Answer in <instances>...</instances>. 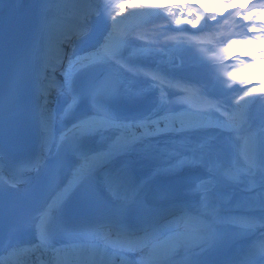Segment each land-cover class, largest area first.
I'll list each match as a JSON object with an SVG mask.
<instances>
[{
    "label": "snow or ice",
    "instance_id": "1",
    "mask_svg": "<svg viewBox=\"0 0 264 264\" xmlns=\"http://www.w3.org/2000/svg\"><path fill=\"white\" fill-rule=\"evenodd\" d=\"M126 3H130L131 5L147 6V7H151V8L162 9V8H168V7H179L181 4L184 3V0H180L179 3H174L173 0H126ZM239 3L241 4L242 8L246 7V6H251L249 3V0H239ZM262 3H264V0H262ZM202 6L207 7L206 5H202ZM123 11H124V8L122 7L121 12H123ZM236 14L239 15V12H237ZM220 15L223 16V14H220ZM251 15H252V13L249 12V15L244 17V19L245 20L249 19ZM259 19L264 20V16L259 17ZM111 20H112L113 24H115L116 17H114V16L111 17ZM193 27H195V26H193ZM117 56H118L117 50L110 49L107 53L102 55L100 57V59L94 60L92 62V64H84V65H82V68L87 69L88 67H92L97 63H103L107 59L114 58ZM85 59H87V57H85ZM121 67H123V65H121ZM229 75H233V74L229 73ZM153 78H155V77H153ZM250 79H256V78H250ZM68 84H69V92H71L72 91L71 81H68ZM93 89H94V86L90 87V89L88 90L89 99L94 101L95 103H101L99 95H92ZM15 90H16L15 86H13V92H15ZM253 93L264 94V88L251 87L247 91H244V97H249ZM251 102H252L251 100L246 101V103H251ZM78 104H79V96H77L73 100L72 103H69L67 105V110L68 111L74 110V108L76 106H78ZM237 106H239V100L237 101ZM75 129H79V135L81 138H83L87 135L95 134L96 132H99L102 130L99 127H95L94 122H90L87 118H85L84 120H82L80 122H77V124L75 125ZM192 130H194V129H192V128H181L180 129V131H192ZM65 139H67V137H65ZM254 150H255V145L250 141H246V146H245L246 154H248V153L252 154V156H250V159L252 161L250 166H255L254 158H253L254 157ZM3 159H4L3 152H0V169H2V167H3ZM26 167L30 168L31 164L26 165ZM168 171H173V169H169ZM0 182H2L4 185V178L2 175H0ZM69 194H70V192L65 193L63 200L55 202L50 208L46 209L45 213L41 217L42 221H46L47 219H50L52 214L60 209L64 200L67 199V196ZM29 250L30 249H25L24 251H29Z\"/></svg>",
    "mask_w": 264,
    "mask_h": 264
},
{
    "label": "bare ground",
    "instance_id": "2",
    "mask_svg": "<svg viewBox=\"0 0 264 264\" xmlns=\"http://www.w3.org/2000/svg\"><path fill=\"white\" fill-rule=\"evenodd\" d=\"M183 109V108H181ZM207 114V113H206ZM202 110H193V109H189V110H178L176 112H169L166 116H164V118L162 119V121L168 122L171 121L172 119H175L178 116H182L184 119H189L191 118L194 123H198L200 122V118H204L205 121H207V119L209 118V116H207ZM220 121H224L226 120V118L224 116L222 117H217ZM199 231L198 228L194 227V228H188L185 229L183 233H180V236H183L184 234H188V235H184L182 238H186V237H195V235H197ZM192 235V236H190ZM82 251V248L80 249ZM68 254V250L67 249H63L61 250L60 248H56L55 251H53V256L55 257V262L56 264L61 263V260H64L66 258ZM30 257V261H34L35 264H39L38 263V259L37 256L35 254H31L29 255ZM49 258L48 252H45V255L42 253V264H54L52 261L50 262H46V260ZM30 261H23V262H18V261H13L12 264H29Z\"/></svg>",
    "mask_w": 264,
    "mask_h": 264
},
{
    "label": "rangeland",
    "instance_id": "3",
    "mask_svg": "<svg viewBox=\"0 0 264 264\" xmlns=\"http://www.w3.org/2000/svg\"><path fill=\"white\" fill-rule=\"evenodd\" d=\"M250 63H251L250 73H252L253 70L256 68V66H255V64H254L252 61H251ZM258 71H259V70H257V72H255L257 75H259ZM253 109H254V111H252V112L250 113V116H249V118L247 119V122H248L249 124H252V123H254V122H261V121L264 119L263 111L260 110V106H257V105H256V108L253 107ZM262 122H264V120H263ZM225 150H227V149H225ZM226 154H227V153H226ZM225 156H226V157H229V156H231V155H225ZM262 159H263V160H261V159H256V160H254L255 166H250V164H251L252 161H250V160H246L243 166H244V168H246L247 170H251L253 173H254V172L256 173V172L258 171L259 174H260V177H261V175L264 173L263 170H260L261 167L264 166V152L262 153ZM258 172H257V173H258ZM257 173H256V174H257ZM212 234L215 236V232H212Z\"/></svg>",
    "mask_w": 264,
    "mask_h": 264
}]
</instances>
